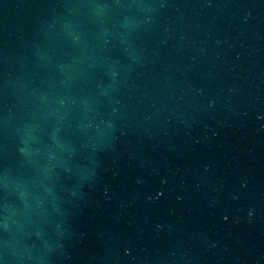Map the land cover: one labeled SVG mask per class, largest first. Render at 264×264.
I'll list each match as a JSON object with an SVG mask.
<instances>
[{"label":"water","instance_id":"obj_1","mask_svg":"<svg viewBox=\"0 0 264 264\" xmlns=\"http://www.w3.org/2000/svg\"><path fill=\"white\" fill-rule=\"evenodd\" d=\"M0 264H264V0H0Z\"/></svg>","mask_w":264,"mask_h":264}]
</instances>
